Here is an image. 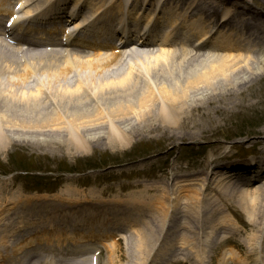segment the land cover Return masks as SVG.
Listing matches in <instances>:
<instances>
[{"label": "bare ground", "instance_id": "1", "mask_svg": "<svg viewBox=\"0 0 264 264\" xmlns=\"http://www.w3.org/2000/svg\"><path fill=\"white\" fill-rule=\"evenodd\" d=\"M8 1H14V6L20 4L24 16L30 17L26 27L29 32L40 33L43 30V35L47 36L49 33H58V26L61 25L64 32L62 34L65 35L68 28H72L73 32L68 39L83 42L90 52L76 51L69 44L72 48L67 51V56L27 53L30 55L29 65L32 68L26 70L17 60V52L6 48L7 45L0 40V151H7L6 144L9 142L19 150L22 146L41 148L58 143L61 147L65 146L69 156L74 149H82L81 153L84 155L90 153L85 149V143L89 141L102 143L107 139L106 143L111 146L125 147L135 138L134 135H149L159 130L177 131L187 121L193 120L202 104L211 105L217 99L221 102L229 94V98H233L235 91L240 90L242 94L249 84L260 77L264 79V0H222L224 5L217 4L214 0H47L45 11L40 10L45 0ZM106 4H117L118 8L111 15L102 14L107 9ZM85 6L94 9L92 18L99 16V19L105 20L101 26L95 25V28L89 30V18L81 11ZM117 10L121 13L126 10V17L137 22V25L130 28L126 18L119 17L120 12ZM154 18L155 25L152 27ZM182 21L180 31L178 25ZM40 24L42 28L48 25L49 28L41 29ZM24 26L20 24L18 29L25 30ZM214 26H220L222 31ZM118 29V39L122 45L139 40L148 42L149 48H146L147 53L138 52V57L129 58L124 70L114 71V67H117L114 64L123 59L125 52L135 53L134 48L109 47ZM197 37L196 49H201L203 43L211 46L208 56H198V52L188 49ZM101 38H108L105 39L107 42H102ZM178 55H183V60H175ZM71 76L75 78L74 83ZM50 98L56 107L51 111L45 105L46 102H43ZM214 108L224 111L222 107ZM133 117L137 119V125L128 126ZM192 125L191 122L189 127ZM192 130H197L195 125ZM197 132H194L195 135ZM205 172L209 174L208 169L203 174ZM232 173L241 174L240 171ZM232 173L227 177L234 176ZM222 178V175H218V183L211 186L212 189L205 197L211 195L212 199L215 193L213 189L220 194V187L226 186L220 185L224 181ZM263 180L264 177L258 182L260 184L257 183L247 194H242V204L250 221L260 227L258 245L261 244L260 248L264 249V211L256 210L258 207L264 208ZM140 185V182L130 183L129 187ZM180 186L183 190L189 187L187 182ZM78 191V188L66 191V202L75 205L89 203L85 200L87 195L83 192L78 194ZM52 199L48 196L22 195L19 201L25 203L24 206L31 208L33 201L40 203L43 210L37 207L34 209L36 213L43 215L40 217L41 221H28V218L25 221L23 217L12 226L13 229L8 232V248L12 249L11 253L8 251L10 259L6 260L7 256L3 255V260L8 264L16 261L29 264L28 258L33 248L34 251L38 250L39 247L36 246L45 243L60 249L65 246H82L84 248L75 255H86L90 250L89 244L100 240L113 241L115 233L121 235L124 229L137 230L133 222L136 223L139 215H130L125 208L129 205L114 204L107 200L101 205L108 202L113 205L112 209H107V204L99 205L100 209L95 211L82 209L80 213H76L70 210L71 207H65L66 204L60 199L51 204ZM204 202H207V198ZM16 203L12 200L6 205ZM130 206L132 209L136 207ZM169 206L171 212L164 210L161 216L172 217L175 206L173 201ZM150 209L149 220L153 226L157 220V211L154 205ZM12 210L15 207L6 208L2 213L0 223L3 222V225L0 231L4 229L7 232L11 229V223L14 222V214L10 213ZM27 214L29 216L30 212ZM60 222L65 223L66 228L61 230L58 225ZM213 223L205 233L207 250L218 230L225 224L223 218H219L218 223ZM171 230V227L167 228V231ZM156 235L149 250L146 240L138 241L135 252L140 255L139 264H161L169 247L171 250L184 249L180 252V257L176 256L178 259L185 261L191 256L184 254L188 248H185L186 244L190 243L187 234H172L173 241L178 239L182 243L180 247L173 245L170 239L167 240L168 237L161 246L158 242L160 238L163 239L162 233ZM15 238H23V243L15 245ZM225 239H222L223 244L230 241ZM26 250L27 255L24 257L23 252ZM228 255L224 254V260ZM113 259H110L109 264H115ZM81 263L89 264V261L85 258Z\"/></svg>", "mask_w": 264, "mask_h": 264}, {"label": "rangeland", "instance_id": "2", "mask_svg": "<svg viewBox=\"0 0 264 264\" xmlns=\"http://www.w3.org/2000/svg\"><path fill=\"white\" fill-rule=\"evenodd\" d=\"M182 1L188 2L189 0ZM221 1L214 0L215 3ZM155 20L156 18L153 23ZM178 28L180 29L181 26L178 25ZM134 52V54L124 55L123 59L117 60L114 64L117 66L114 67V71L124 70L129 63V58L138 57V52L147 53L146 50L135 47ZM32 54L35 55V53ZM16 55L23 69L32 68L29 65L31 61L29 54L17 52ZM183 57V55H178L174 59L183 60ZM74 76L70 78L73 83ZM229 95H226L221 102L217 99L211 105L202 104L199 106L200 108L192 121H187V124H183L177 131H171L176 134L159 130L149 133V135L143 133L134 135L135 138L130 140L131 143L125 147L111 146L106 143L107 139L102 143L89 141L85 143V149L90 153L84 155L81 153L82 149L79 150L80 152L74 149L69 156L65 146L61 147L58 143L41 146V148L22 146L20 150L10 142L6 144L7 151H0V216L6 208L9 209L13 206L15 207V210H12L15 213L14 221L18 222L23 217L25 221L27 218L28 221H38L34 209L37 201H33V208L24 206L25 203L19 201L22 195L48 196L53 198L51 201L53 204L60 199L66 204L65 207L77 208L73 211L76 213H80L82 209L84 211L87 209L98 210L100 209L99 205L111 200L114 204L129 205L125 208L130 215H139L136 223L133 222L136 231L130 228L129 230L125 229L121 235L115 233L113 241L100 240L93 245L89 244L92 249L91 252H86V255H73L83 249L82 246H68L70 249L68 252H65V249L59 251L58 247H52V250L46 248L42 252H39L38 249L32 251L33 255L31 254L28 258L30 264H82L81 262L85 258L90 264L96 255H98V264H109L111 258H114L115 264H139L140 255L135 252L138 248V241L146 240V247L149 250L157 233H164L161 236L163 239L160 238V242H158L161 246L169 239L173 245L176 244L179 247L182 245L178 239L173 241L172 234H187L188 241H190L185 246L188 248L184 254L191 256H188L185 261L177 258L180 257L183 248L171 250L169 247V252L161 264H176L179 260L181 261L178 264H224L230 261L234 264H264V249L260 248L261 244L258 245L261 236L260 227L250 221L245 212L246 208L242 204V194H247L251 185L227 188L221 183L220 185L225 187H220L219 195L218 190H215L212 199L211 195L205 197L204 194V191L207 194L212 189L211 186L215 182L218 183L215 167L218 166V174L223 171L229 172V170L237 171L238 166H234L239 165L238 162H226L225 165L226 156L235 157L236 154H247L252 149L255 154L258 152V154L264 155L262 151L256 150L257 147H262L261 145L264 144L263 77L249 84L242 94H240V90H237L233 98H229ZM89 97L91 98V96ZM43 102H46L45 105L50 108V111L56 108L51 98ZM50 102H52L51 105ZM89 103L91 104V102ZM94 104L91 105L94 106ZM216 106L224 108V111L216 110L214 108ZM194 121L198 123L195 124ZM191 122L196 126L198 132L192 130L193 125L189 127ZM137 123V119L133 117L128 126L135 127ZM194 132H197V135ZM229 165L233 166L227 168ZM206 169L215 174L211 178L204 176L203 171ZM137 182H140L141 185L129 187L130 183ZM183 182H187L188 189L183 190L180 186ZM76 187L79 189L78 192L87 195L88 198L85 200L89 203L79 206L66 202L65 198L68 197L65 192ZM61 195L63 196L60 197ZM173 195L176 199L173 201V206L174 204L175 206L172 209V217L161 216L164 210L171 212L169 205ZM262 195H264V189ZM206 198L207 207L204 209L201 200ZM12 200L17 203L7 206L6 204ZM106 203L109 205L107 209L113 208V205ZM130 205L133 208L136 207L132 209ZM151 205H154L157 211V220L153 226L149 220ZM37 206L41 208V206ZM210 206L211 208H209ZM259 208H256L258 212L264 211V208ZM28 210H30L29 216ZM209 213L211 214L208 215ZM67 216L69 215L67 214ZM219 218H223L225 224L222 225L220 231L218 230L211 247L207 250L205 241L207 227L212 225V222L218 223ZM2 225L3 222L0 223V227ZM58 225L61 230L66 228L63 222ZM168 227H171L175 233L173 230L167 231ZM162 229H164L163 232ZM169 234H171L170 237ZM15 239H17L15 245L23 243V238ZM222 239H230V241L223 244ZM107 241L109 240L107 239ZM9 244L6 231L1 229L0 257L6 254L5 249ZM60 252H65L67 255ZM225 253L230 255L226 256L224 260ZM232 253L235 254L232 256ZM23 254L26 257L27 250ZM62 256H66V258H62ZM232 257L234 259H231ZM15 264L21 263L16 261Z\"/></svg>", "mask_w": 264, "mask_h": 264}]
</instances>
